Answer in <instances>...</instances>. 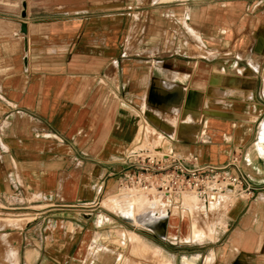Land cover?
<instances>
[{"label":"crops","instance_id":"obj_1","mask_svg":"<svg viewBox=\"0 0 264 264\" xmlns=\"http://www.w3.org/2000/svg\"><path fill=\"white\" fill-rule=\"evenodd\" d=\"M152 152L235 158L253 191L173 242L182 201L161 234L111 203ZM134 262L264 264V0H0V264Z\"/></svg>","mask_w":264,"mask_h":264},{"label":"built area","instance_id":"obj_2","mask_svg":"<svg viewBox=\"0 0 264 264\" xmlns=\"http://www.w3.org/2000/svg\"><path fill=\"white\" fill-rule=\"evenodd\" d=\"M129 158V169L115 177L117 188L142 193L166 207L181 204L184 194L194 193L207 205L229 208L253 191L235 158L223 165L199 164L193 156L150 159L131 153Z\"/></svg>","mask_w":264,"mask_h":264},{"label":"bare ground","instance_id":"obj_3","mask_svg":"<svg viewBox=\"0 0 264 264\" xmlns=\"http://www.w3.org/2000/svg\"><path fill=\"white\" fill-rule=\"evenodd\" d=\"M199 200L200 198L195 194H184L182 196L181 217L185 218L189 209L191 210L196 207L197 201ZM158 202H160V200H147L143 194H135L129 196L128 194H126L125 196H122V200L113 202V206L116 207V209L121 214L132 218V220L137 223L144 224L152 232L161 234L167 228L168 214L166 212L167 210L165 211V209H156V206L159 205ZM186 227L187 234L181 237L177 236L178 230L172 228V231L176 232L172 236V239L176 242H194L201 240L207 234L210 235V233L212 232V229H208L207 231H205L204 229V231H202L200 227L194 226L193 224L189 223H187ZM126 239L128 240V242L137 241L136 238L131 234H129ZM136 245L137 247H139L140 243L137 242Z\"/></svg>","mask_w":264,"mask_h":264},{"label":"rangeland","instance_id":"obj_4","mask_svg":"<svg viewBox=\"0 0 264 264\" xmlns=\"http://www.w3.org/2000/svg\"><path fill=\"white\" fill-rule=\"evenodd\" d=\"M143 156L149 157L150 159H159L161 157V155H158V154L156 155V154H154V152L144 153ZM126 194H128V196H129V195L142 194V193H134V192L128 191L126 189H122V188L118 189L116 187L113 195L114 196L117 195L119 197V199L113 198V200L111 202L112 205H113V202L122 200V196H125ZM192 194H194V193H187V195H192ZM114 196H112V197H114ZM197 204L198 205H196V207H194L193 209H191V210L189 209L188 213L186 214V217L188 216V218L182 219V225L185 223H190V224H193L194 226H196V225L197 226H210V225L212 226L216 221L221 219L224 215L223 211L214 210L212 205L208 206L207 204H205L202 201L197 203ZM179 206H180V204L174 205L171 207V210H173V209L175 210ZM106 208L108 209L109 214L107 213L106 215H103V216L105 217V219L107 220L108 223H110L112 226L118 225V226H122V227L126 226L127 228H130L131 222L129 220H126L125 218H123L119 214H117L111 206H106ZM156 209L160 210L159 205L156 206ZM134 223L136 225H140V226H143L144 228L148 229L142 223H137L135 221H134ZM178 223H179L178 220L173 222L174 225H177ZM149 231H151V230H149ZM138 232H143L140 227L138 228ZM129 234H130L129 231H128V233L125 232L124 228H121V229L115 231V234L113 233V236L116 235L117 238L120 237L121 239H123L122 240V248H121L122 249V253H121L122 255L121 256H124V257L126 255L130 254L129 244L126 241V238ZM136 240L137 241H132V242L130 241L129 242V243H131V247H130L131 252L135 255L143 256L148 251V248L145 245H143L141 242H139L137 238H136ZM172 241L175 242L174 240H172ZM137 242L140 243L139 247H137V245H136ZM154 253L156 254V252H154ZM138 258H143V257H138ZM139 263L142 264V262H134L133 264H139Z\"/></svg>","mask_w":264,"mask_h":264}]
</instances>
